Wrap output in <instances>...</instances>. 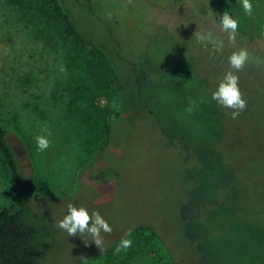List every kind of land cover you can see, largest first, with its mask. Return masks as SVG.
<instances>
[{"label": "rangeland", "instance_id": "obj_1", "mask_svg": "<svg viewBox=\"0 0 264 264\" xmlns=\"http://www.w3.org/2000/svg\"><path fill=\"white\" fill-rule=\"evenodd\" d=\"M61 1L82 12L74 0ZM152 1L158 5L100 2L109 22L120 21L113 32L127 61L119 63L121 93L97 86L89 77V53L71 39L8 24L14 13L0 1V122L23 172L39 187L33 210L51 215L55 234L44 261L171 264L172 248L188 252L178 254L176 264H264V64H257L264 60V0H252V17L241 15L239 0L219 6L218 0ZM226 10L243 22L231 42L216 23ZM77 19L107 42L103 24L85 14ZM202 31L223 39L224 48L198 42ZM239 49L249 60L235 72L227 57ZM73 68L90 88L75 92ZM227 71L239 77L247 101L235 119L211 100ZM121 101L126 110L103 151L105 115ZM45 126L51 144L40 153L35 137L46 134ZM11 199L0 160V208ZM70 202L108 221L112 231L102 234L101 248L57 227ZM145 221L162 241L149 229L130 233ZM121 239L132 246L114 254Z\"/></svg>", "mask_w": 264, "mask_h": 264}, {"label": "trees", "instance_id": "obj_2", "mask_svg": "<svg viewBox=\"0 0 264 264\" xmlns=\"http://www.w3.org/2000/svg\"><path fill=\"white\" fill-rule=\"evenodd\" d=\"M0 1L3 6L7 7L6 10L14 13L11 20L9 19L10 22L8 21V24H12L13 26L18 24L24 28H34L46 38L51 37V32H54L63 38L71 39L80 48L89 53V61L92 66L89 77H92V80L97 82V86L101 90L112 88L119 90V93H121L123 77L121 65L119 64L120 58H118L115 49L111 46V43L115 46L113 38L106 29L104 33H107L105 35L107 42H104L91 32L92 29L86 27L87 24L81 27L77 19L78 15L85 14L90 19L89 15L84 11L79 12L75 10L76 12L72 13L61 0ZM208 1L212 2L214 0ZM218 1L216 2L219 6L223 0ZM258 1L263 4L262 0ZM98 23L100 22L98 21ZM240 23L243 22L240 20ZM253 26L254 29H258L259 27L256 24H253ZM69 58L70 54L66 51L65 59ZM78 58L83 59L82 56H78ZM81 68L83 69V67ZM72 72L74 76L77 75L74 81V83L77 82L74 87L76 93H79L83 86L90 88L92 83L87 82L88 77H84L82 72L76 68H73ZM81 78L85 79L84 81L82 80L85 84L79 82ZM125 110V102L121 101L119 109H109L107 111L105 115L106 121L102 128L104 142L100 147L101 150L104 151L110 145L114 125L123 117ZM0 160L9 176L12 196L9 204L0 208V264H46L44 258L49 249V241L55 234L51 215L48 212L36 213L33 210L32 199L37 195L39 187H37L35 181L23 172L16 152L8 139L7 128L1 122ZM145 229L151 230L157 240L162 241L160 233L149 221L134 225L130 228V233ZM191 251L190 253L192 254L193 250ZM167 252L172 260L171 264H176L175 257L178 254L183 256L188 253L181 252L177 254V251L172 248H167Z\"/></svg>", "mask_w": 264, "mask_h": 264}, {"label": "clouds", "instance_id": "obj_3", "mask_svg": "<svg viewBox=\"0 0 264 264\" xmlns=\"http://www.w3.org/2000/svg\"><path fill=\"white\" fill-rule=\"evenodd\" d=\"M241 15L252 17L254 14V7L252 0H239ZM216 23L220 30L227 34L228 40L231 42L235 40L239 26L240 17L235 16L230 11L226 10L222 14H218ZM198 42L211 44L214 50L220 51L224 48L223 39H214L211 32H201L197 36ZM249 60V52L246 49H239L233 51L228 57L227 61L231 69L239 72ZM257 64H264V60L257 58ZM233 71H227L223 74L211 93V100L215 101L220 107L231 109L233 119L238 117L246 108L247 101L243 98L240 87L239 77ZM192 109L189 108L188 111ZM43 133L35 137V145L37 152H45L51 144L49 136L52 133L47 126L42 129ZM57 227L68 234V236H79L83 241L85 237L89 239V243H94L99 248L103 245V233H110L112 227L108 221L101 215L98 210H92L82 205L68 203L66 213L63 218L59 220ZM85 243V241H84ZM85 243V244H89ZM132 246L131 239H121L114 249V254L125 252Z\"/></svg>", "mask_w": 264, "mask_h": 264}, {"label": "flooded vegetation", "instance_id": "obj_4", "mask_svg": "<svg viewBox=\"0 0 264 264\" xmlns=\"http://www.w3.org/2000/svg\"><path fill=\"white\" fill-rule=\"evenodd\" d=\"M74 2L80 9H82V11H84L87 15H89V18H93L94 20L99 21L106 27L107 32L109 33V35H111V37L113 38V42L115 43V47H116L115 53L117 54L118 58H120L119 59L120 62L123 63L127 62L124 59V57L121 55V49H122L121 44L119 41H117L113 32V29L120 24V21H116L114 19V21L111 23L108 21L105 15H102V13L100 12V7H101L100 2H102V0H74ZM142 3L151 6L158 5L152 0H142ZM161 8L164 9L165 7L161 6Z\"/></svg>", "mask_w": 264, "mask_h": 264}]
</instances>
